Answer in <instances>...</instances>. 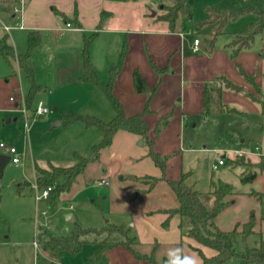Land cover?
I'll return each mask as SVG.
<instances>
[{
  "label": "crops",
  "instance_id": "1",
  "mask_svg": "<svg viewBox=\"0 0 264 264\" xmlns=\"http://www.w3.org/2000/svg\"><path fill=\"white\" fill-rule=\"evenodd\" d=\"M109 1L0 0V12L10 22L3 24H23L22 28L13 27L9 31H24L27 34L34 32L39 36L38 45L48 35L54 41L52 57H58L63 64L72 60L77 62L80 71L77 77L84 80V83L93 84V111H104L108 117L113 116L114 108L104 86L109 81L111 68L119 61L122 45L126 44L111 92L119 100L127 116L141 113L147 103L149 111L143 116L147 125L146 137L127 126H120L110 144L100 148L95 156L91 150L92 175L87 173L88 161L75 179L90 177L107 187L105 197L111 200L110 211L114 215L110 222L122 225L128 229L130 237H135L136 241L132 244L135 252L141 255L153 254L158 264L162 260L166 264H176L180 260L186 264V259L200 264L201 256L192 245L200 246L206 256L213 255L214 251L207 246L198 245L192 238L184 235L179 228V216L176 213L169 216L167 211L177 207L178 202L168 181L177 180L182 173H187L186 184L198 191L207 192L211 189V181L220 179L229 182L224 172H220L218 176L214 174V170L221 169L228 162L230 169L239 166L241 171L237 184L229 182L233 185L234 192L227 196L226 199L230 202L216 215L214 224L222 231H239L243 223L252 220L254 234L248 239L251 238L255 244L250 246L257 245L260 240L264 241V168L257 166L264 165V130L261 126L260 104L249 94L256 98H261L264 94V30L232 59L228 43L234 32L223 29L210 45L201 34L204 28L197 31L176 25L174 29H170L167 23L154 17L151 19L152 23L146 25L144 12H141L143 16L134 19L136 22L133 25L128 24L125 19L120 23H113L114 11L108 5ZM15 2L22 3L21 16L10 11ZM242 8L259 9L257 6ZM102 11L109 14L101 18ZM246 12L257 15V20L252 22L259 20V14L254 10ZM66 23H70V26L67 27ZM9 31H5L7 33L3 35L8 36ZM88 36H91V42L86 62L83 46ZM195 38L200 40L197 51L193 50ZM13 43L15 45L14 40ZM71 50L75 54L73 58L70 57ZM237 65L252 78V82L240 73ZM88 67L97 81L86 78ZM134 70H138L144 78L146 91L135 90ZM220 76L226 77L240 89L222 87L221 101L224 110L218 112L221 115L220 121L215 120L212 124L210 117L205 118L201 113L202 92L206 83H212ZM55 107L58 109V106ZM32 110L28 109L31 115ZM223 113L238 114L240 120L232 127L227 126L223 124ZM165 118L167 121L156 131L155 128ZM199 124L214 128L217 137L233 133L240 138L239 143H230L229 148H223L225 152L220 155V159L224 163L218 164L215 169L211 167L212 173L206 190L195 187L191 170L199 164L195 154L198 149L193 137L194 128ZM143 139L145 142L141 141ZM146 140H152L154 151L168 157L164 173L148 156L149 146ZM211 150L221 152V148ZM239 156L256 165L253 168L255 177L251 181H241L242 173L249 170L247 165L230 162ZM34 164L39 165L35 159L33 170ZM41 167L48 168L43 165ZM101 180L107 181V184L101 183ZM63 192L59 194V200L64 196ZM67 215L69 217L66 219L72 217L71 213H66L65 217ZM167 218L168 225L165 227L163 222ZM244 245L239 242V246ZM94 246L96 250L99 244L95 242ZM100 257L106 259L107 264H150L144 259L136 258L123 244L104 249Z\"/></svg>",
  "mask_w": 264,
  "mask_h": 264
},
{
  "label": "rangeland",
  "instance_id": "2",
  "mask_svg": "<svg viewBox=\"0 0 264 264\" xmlns=\"http://www.w3.org/2000/svg\"><path fill=\"white\" fill-rule=\"evenodd\" d=\"M161 3H171V0H137L136 2L110 0L108 5L114 11L113 23H120L125 19L128 24L133 25L139 16H143L141 12H144L146 25H150L151 19L156 18L160 13ZM249 6L264 9V0H187L191 17L179 19L177 26L189 27L197 31L204 28L205 30L201 32L204 37L222 32L223 29L235 33L257 20V15L253 12L242 13L235 19H228L223 28L220 26L223 11L233 13ZM252 9L256 10V8ZM200 21H202L201 25L198 24ZM3 23L10 22L6 15L0 12V26ZM1 28L0 36L7 33ZM8 34V41L13 45L15 54L25 53L28 45L27 32L11 30ZM53 42L48 35L43 37L28 60L35 81L40 85L33 95L31 108L34 109L41 101L48 108V112L39 116L28 113L27 126L24 116L15 108L19 102L25 105L24 96L28 91L29 83L15 59L7 60L0 56V142L7 147L13 146L22 153L17 164L9 160L0 174V264H107L106 259L101 257L96 262L88 260L89 253L96 248L94 243H98L100 239V236L93 231L83 236V246L78 253L75 255L65 253L57 261H50L41 248L36 249L33 244L36 238L41 242L44 232L52 236H66L73 231L76 224L85 229L97 230L114 218L110 211L111 200L105 197L107 187L98 184L96 179L90 177L75 179L69 189L62 193L64 196L56 205L46 199L37 201L34 197L35 190L32 186L36 181L33 159L40 166H68L78 161L75 155L78 154L89 159L87 173L92 175L91 146L101 139V131L96 127L85 128L82 122L66 124L61 121L62 117L66 114L78 113L108 121L114 116L113 114L112 117H108L104 111H93L91 104L93 84L84 83V80L77 77L80 71L76 61L63 64L58 57L51 56ZM74 56L71 50L70 57ZM82 72L81 69V74ZM55 106H58V109L54 111ZM217 114L218 112H215L209 116L212 120L210 123L214 124L215 120L220 119L221 115L217 116ZM223 115L225 119L223 124L227 126L232 127L240 120L238 114L223 113ZM59 121L60 124L53 126ZM193 137L196 140L194 145L198 152L195 154L199 164L198 167L191 169L192 179L196 188L206 190L212 173V164L216 163L220 155L225 152L223 148H229L230 143H239L240 138L233 133L225 137H217L214 128L200 124L194 128ZM200 139L204 141L201 142ZM141 141L145 142L144 139ZM212 148H221V152L212 151ZM0 154L8 155L7 150L1 147ZM238 162L248 166L253 165L244 157L238 159ZM218 170H214L216 176L224 172L229 182L237 184L241 171L239 166L230 169L229 163L226 162ZM64 182L65 177L61 175L55 180V185ZM69 204H72L71 208ZM66 213H71L72 217L66 219ZM254 244L251 238L248 239L247 245ZM224 264L243 263L233 257Z\"/></svg>",
  "mask_w": 264,
  "mask_h": 264
},
{
  "label": "trees",
  "instance_id": "3",
  "mask_svg": "<svg viewBox=\"0 0 264 264\" xmlns=\"http://www.w3.org/2000/svg\"><path fill=\"white\" fill-rule=\"evenodd\" d=\"M161 5V11L157 14L156 19L167 23L170 29H174L176 27L179 19L191 17V12L187 8V0H171V3H161ZM248 10L253 9L240 8L233 13L223 11L224 15L220 26H224L228 19H235L240 14ZM254 11L259 14V20L256 23L251 22L240 31L231 35V40L228 43V46L230 47L229 56L232 59L235 58L236 54L241 49L246 48L256 35L260 34L264 30V9L256 8ZM108 14L109 12L102 11L101 18ZM201 23L202 21L198 22L199 25H201ZM218 34H220V32L214 33L209 37H203L210 45H212L214 38ZM90 42L91 36L86 37L83 46V53L85 55L86 62ZM27 43L26 52L16 55L12 44L8 41V36H0V56L7 60L9 58L15 59L24 71L25 78L29 83L28 91L24 97V103L26 108L31 110L33 95L40 87L35 81L33 69L28 65V60L33 50L39 43V36L34 32H29L27 34ZM125 51L126 44L124 43L121 48L119 61L111 68L109 81L104 86L106 95L114 108V116L108 121L101 120L96 116L81 114H66L62 117V122L66 124L81 121L86 127H96L101 131V139L91 146L94 156L100 148L110 144L114 133L120 126H127L131 130L138 132L142 137H146L147 125L143 116L149 111L147 103L141 113L127 116L125 115L119 100L111 92L112 82L121 66ZM237 67L240 73L248 81L252 82V78L244 72L242 67L240 65H237ZM154 68L157 69L156 67ZM88 70L86 78L91 81H97L94 78L92 70L90 68ZM133 83L137 92H144L147 90L146 82L138 70L133 71ZM223 86L236 90L240 89L238 85L229 81L224 76L217 77L212 83H206L202 92L201 113L203 117L208 118L213 113L222 112L224 110V104L221 101V89ZM255 88L259 91L256 85ZM249 94L260 104L262 115L261 126L264 130V94L261 98H256L251 93ZM226 110L233 111V109ZM166 121V118L163 119L155 130L157 131ZM146 141L149 146L148 156L164 173L168 157L153 150L152 140ZM242 158L243 156H239L230 162L237 164L239 163L238 159ZM77 159L78 161L76 163L68 166L50 165L48 168H44L34 164L35 181L40 189L50 185H55V180L61 175L65 177V182L58 186L55 185L45 198L51 204H57L59 201V194L69 189L72 182L75 180L77 175L84 170L89 161L88 158L82 157L81 155H78ZM254 166L256 165L248 166L249 170L242 173V182L251 181L255 177V171H253V168H255ZM257 166L264 168V165ZM186 177L187 173H182L177 180L168 181L175 193L178 205L174 209L168 210L167 212L169 216L175 213L179 216V228L183 231L184 235L192 238L198 245L207 246L214 251L213 255L206 256L203 254L200 246L192 245V248L198 251L201 256L200 264H224L225 261L233 257L238 258L243 264H264V241L260 240L255 246H249L246 244L248 238L254 234V223L252 220L243 223L242 229L239 231L237 229L222 231L214 224V218L216 215L230 202V200H227L226 198L234 192L233 185L229 182L218 179L216 181H211V189L209 191L201 192L186 184ZM163 225L165 227L168 225V218L163 222ZM91 231L100 236V239L97 241L99 247L96 250L91 251L88 255V260L91 262L98 261L104 249L123 244L133 252L136 258L144 259L150 264H158L153 254L141 255L135 252L132 249V244L136 241L135 237H130L128 235L127 228L111 222H106L100 229L97 230L85 229L76 224L73 231L66 236H52L51 234L44 232L43 238L40 242V248L50 261L59 260L65 253L75 255L83 246V236ZM239 242L245 245L239 246ZM159 264H166V262L162 260ZM176 264L185 263L180 260Z\"/></svg>",
  "mask_w": 264,
  "mask_h": 264
},
{
  "label": "built area",
  "instance_id": "4",
  "mask_svg": "<svg viewBox=\"0 0 264 264\" xmlns=\"http://www.w3.org/2000/svg\"><path fill=\"white\" fill-rule=\"evenodd\" d=\"M10 11L13 14H16V15L18 14L19 16H21L22 12H23L22 3L21 2L13 3L11 5V7H10ZM66 26L69 27L70 23H66ZM0 27H2L5 31H9L13 27L22 28L23 24H22V22H18L14 26L2 24ZM199 43H200L199 38H195L193 40V50L194 51H197L199 49ZM10 99L12 100V97H10ZM15 109L20 111V113L24 116L25 124L27 126L28 109L26 108V106L25 105H21V102H19L18 104H16V108ZM46 112H48V108L41 101H39L35 105L34 109L32 110V116H39V115H42V114H44ZM0 147L7 150V154L9 155V160L12 163L17 164L20 161V159L22 157V153L20 151H18L15 147H13V146L7 147L2 142H0ZM223 163H224V160L223 159H219L218 162L213 164L212 167H213V169H215L218 164H223ZM101 183L107 184V181L101 180ZM54 186L55 185H50V186H47V187H44V188L40 189V188H38L37 184H34L32 186V188L35 190V195H34L35 199L37 201L45 199L48 196L49 192L54 188ZM70 207H71V205H70ZM33 244H34V247L36 249H39L40 242L37 240V238L33 241Z\"/></svg>",
  "mask_w": 264,
  "mask_h": 264
},
{
  "label": "water",
  "instance_id": "5",
  "mask_svg": "<svg viewBox=\"0 0 264 264\" xmlns=\"http://www.w3.org/2000/svg\"><path fill=\"white\" fill-rule=\"evenodd\" d=\"M160 7H162V5H160ZM155 13V12H154ZM153 13V14H154ZM53 110H56V107H53ZM60 122H56L54 123L55 125L59 124ZM9 161V155L6 154H0V174L2 173L3 167L4 165ZM69 215L66 216V218H68Z\"/></svg>",
  "mask_w": 264,
  "mask_h": 264
},
{
  "label": "clouds",
  "instance_id": "6",
  "mask_svg": "<svg viewBox=\"0 0 264 264\" xmlns=\"http://www.w3.org/2000/svg\"><path fill=\"white\" fill-rule=\"evenodd\" d=\"M186 264H195V261L191 259H186Z\"/></svg>",
  "mask_w": 264,
  "mask_h": 264
}]
</instances>
